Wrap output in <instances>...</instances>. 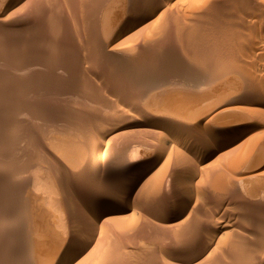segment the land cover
Listing matches in <instances>:
<instances>
[{"label": "rangeland", "instance_id": "rangeland-1", "mask_svg": "<svg viewBox=\"0 0 264 264\" xmlns=\"http://www.w3.org/2000/svg\"><path fill=\"white\" fill-rule=\"evenodd\" d=\"M10 3L0 0V264H50L51 240L87 230L61 178L92 218L152 166L72 264H264V0ZM49 219L61 223L50 238Z\"/></svg>", "mask_w": 264, "mask_h": 264}, {"label": "bare ground", "instance_id": "bare-ground-1", "mask_svg": "<svg viewBox=\"0 0 264 264\" xmlns=\"http://www.w3.org/2000/svg\"><path fill=\"white\" fill-rule=\"evenodd\" d=\"M5 1H10L11 5H13L12 3H15L17 0H5ZM209 2V1H208ZM249 2V1H248ZM9 3V2H8ZM239 10V9H238ZM257 14V13H256ZM262 14V13H261ZM259 16V15H258ZM259 18V17H258ZM263 21V20H262ZM100 27V26H99ZM111 31V30H110ZM261 31V30H260ZM103 33V32H102ZM110 33V32H109ZM95 47V46H94ZM262 54V53H261ZM95 56V55H94ZM92 58V57H91ZM244 73V72H243ZM58 77V76H57ZM252 86V85H251ZM137 94V93H136ZM39 95V94H38ZM251 97V96H250ZM158 101V100H157ZM120 106V105H119ZM158 108V107H157ZM155 109V108H154ZM162 111V110H161ZM164 113V112H163ZM262 114V113H261ZM256 115V114H255ZM72 125V124H71ZM176 132V131H175ZM171 134V133H170ZM215 136V135H214ZM264 137V136H263ZM82 138V137H81ZM50 139V138H49ZM69 139V138H68ZM249 139V138H248ZM51 140V139H50ZM257 140V139H256ZM263 140V139H261ZM229 141L228 137H224V136H215L214 138V143L215 144H223V143H227ZM255 141V140H253ZM242 146V145H241ZM250 146V145H249ZM166 147V146H165ZM237 147V146H235ZM245 149V148H244ZM250 151V150H249ZM63 152V151H62ZM46 153L52 158L56 157L57 158V153L50 151V150H46ZM244 153V152H243ZM242 154V153H241ZM163 155V152H161L158 157L156 158V161L161 158V156ZM244 155V154H243ZM97 158L100 157V154L97 153L96 155ZM243 157V156H242ZM108 158V157H107ZM155 161V162H156ZM183 164V163H182ZM153 165V164H152ZM153 168V166H152ZM151 168V169H152ZM151 169H149V167L147 169L143 168L141 170H139V172H134L131 175H127L126 177H124V189L120 191L119 194L116 195L115 198H112L113 201H109V202H105L103 203L99 208H98V212H96L92 218H91V214L94 212H89V211H84L82 209V204L80 202V199L76 196V191L73 189H70L71 187H69V185H65L63 186V180L62 178L58 181V186L60 188L61 193L63 194L64 197H66L67 203L70 206L69 209V214L71 215L72 219L75 218L74 220H76L75 222L78 221H82L83 226L86 227L87 230H83L81 232H79L80 230H75L72 232V234H70V236H64V237H60V235H58V239H56L54 241L51 240L53 243V248L50 244L51 247H48V252L47 254H49V256H51V263L50 264H55V263H59V264H72L75 261H77L80 257L83 256V254L85 253L86 250L91 249L94 246V240L97 238V234L94 230L97 228H95L96 224L98 222H100L98 219L99 218H104V219H109L112 217H115L117 215H121L125 212L124 208L126 207V205H122L124 202L128 203L130 201V199L133 197V195L137 192V188L136 187V183L139 182L140 180L143 179V177L145 176V174H148V172L151 171ZM72 175V174H71ZM186 175V174H184ZM183 175V176H184ZM67 176V175H66ZM73 176V175H72ZM122 176V175H121ZM71 177V176H68ZM112 177V176H111ZM72 178V177H71ZM123 178V177H121ZM76 179V178H74ZM194 180V179H193ZM142 183V182H141ZM190 184V183H189ZM140 185V184H139ZM130 187V190L127 191V189ZM212 188V187H211ZM70 189V190H69ZM76 189V188H75ZM119 192V191H118ZM78 193V190H77ZM198 193V192H196ZM43 199V198H42ZM46 200V199H45ZM47 201V200H46ZM45 202V201H43ZM49 202V201H48ZM52 202V201H51ZM184 202V201H183ZM54 203V201H53ZM122 203V204H121ZM185 203V202H184ZM55 205V204H54ZM185 205V204H183ZM49 206V205H48ZM53 206V205H52ZM186 207V205H185ZM56 208L53 206V209ZM175 208V207H174ZM187 208V207H186ZM172 209V208H171ZM128 210V209H127ZM174 210V209H173ZM51 211V210H50ZM57 211V212H56ZM54 211L55 213H53L52 216H50V213H48V215L52 218H58L56 216H61L63 215L65 212L63 211H59L62 212L60 215L58 213V210ZM176 211V209H175ZM177 211H179L177 209ZM53 212V210H52ZM79 215V217H75ZM9 218V216H7ZM48 217V218H50ZM15 218V217H14ZM51 219V218H50ZM49 219V220H50ZM80 219V220H79ZM7 220V219H6ZM11 220V219H10ZM14 220V219H13ZM48 223L51 222V220ZM57 219H53L52 221L54 222ZM8 221V220H7ZM5 222V221H4ZM11 222V223H9ZM9 222H5L2 226V229H5L7 227L13 228L12 226L14 225V223H12V221ZM184 222V221H183ZM54 224V223H53ZM49 226L52 225L51 223L48 224ZM61 223L58 220L56 222V224H54V226H60ZM98 225V224H97ZM54 226H50L49 230H47L45 228H41V229H45L41 231V234L44 233L43 235H47L49 238L50 237H55L54 235H50L52 234L51 231V227ZM58 228V227H57ZM57 228L55 227V229L57 230ZM75 228V227H74ZM94 228V230L92 229ZM92 229V230H91ZM6 230V229H5ZM54 230V229H52ZM46 231V232H43ZM48 231V232H47ZM2 232V230H1ZM50 235V236H49ZM57 235V234H56ZM209 244V243H208ZM225 244V243H224ZM52 248V249H51ZM51 249V250H49ZM230 250V249H229ZM238 251V250H237ZM46 254V256L48 257V255ZM54 257V258H53ZM53 258V260H52Z\"/></svg>", "mask_w": 264, "mask_h": 264}]
</instances>
